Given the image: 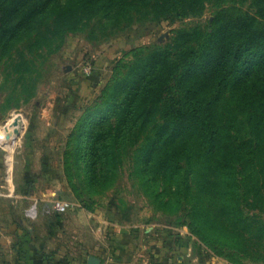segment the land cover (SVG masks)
<instances>
[{"label":"trees","instance_id":"1","mask_svg":"<svg viewBox=\"0 0 264 264\" xmlns=\"http://www.w3.org/2000/svg\"><path fill=\"white\" fill-rule=\"evenodd\" d=\"M58 1L0 0V59L22 37L33 36V47L60 42L98 16L101 24L146 13L174 20L200 14L207 2L215 7L208 26L179 28L171 43L139 56L106 85L108 96L76 126L71 155L77 165L84 126L94 118L95 178L117 175L123 140L126 152L144 147V158L153 155L155 170L173 180V203L199 241L215 253L223 246L258 257L264 248V0H74L62 12ZM247 1L254 12L243 8Z\"/></svg>","mask_w":264,"mask_h":264},{"label":"rangeland","instance_id":"2","mask_svg":"<svg viewBox=\"0 0 264 264\" xmlns=\"http://www.w3.org/2000/svg\"><path fill=\"white\" fill-rule=\"evenodd\" d=\"M58 2L62 12L76 1ZM249 5L243 8L254 12ZM214 13L207 2L200 14L174 20L146 13L113 24L102 19L101 24L98 16L60 42L33 47V36L22 37L10 56L0 59V241L18 243L31 228L54 227L58 243L67 239L70 244L80 235L87 241L95 234L111 237L119 228L114 250L123 238L127 249L136 245L158 255L162 245L168 246L174 264L178 255L187 264H264V248L250 257L223 246L215 253L199 241L185 211L173 203V180L155 170L153 155L144 158V147L126 152L123 140L117 175L95 178L90 164L94 118L84 126L77 165L71 155L80 118L108 96L103 90L109 82L128 73L139 56L171 43L179 28L208 26ZM14 116L21 118V126L13 140L6 126ZM186 138L192 146L193 137ZM167 198L172 203L161 200ZM55 201L71 206L59 212ZM261 217L264 221V212ZM82 219L88 224L85 232L77 230Z\"/></svg>","mask_w":264,"mask_h":264},{"label":"crops","instance_id":"3","mask_svg":"<svg viewBox=\"0 0 264 264\" xmlns=\"http://www.w3.org/2000/svg\"><path fill=\"white\" fill-rule=\"evenodd\" d=\"M83 220V225H79L81 229H77L81 232H85L84 229H87L88 225ZM118 230L119 228H116L114 235L111 237L98 238V235L95 234V240L87 241L84 235H80L77 237L78 239L75 237L74 240H70V244H68L67 239H65V243L59 244L58 228H31L28 230L29 237L23 241L14 244L0 241V264H174L167 257L169 249L166 245L165 247L162 245L159 255L151 251V254L146 251L147 254L144 250L137 249L136 245H131L129 249L122 246L125 241L122 238L121 242H117L119 243L118 247H115L116 250H114L111 247L114 240L121 239V237H118V234H120L117 233ZM131 234V238L137 235L134 231ZM140 245L146 248V245ZM110 247L112 250H110ZM119 247L125 250H120ZM108 250L109 253H107ZM115 258H119V260ZM180 258L181 255H178L175 264H187Z\"/></svg>","mask_w":264,"mask_h":264},{"label":"bare ground","instance_id":"4","mask_svg":"<svg viewBox=\"0 0 264 264\" xmlns=\"http://www.w3.org/2000/svg\"><path fill=\"white\" fill-rule=\"evenodd\" d=\"M20 126H21V118L19 116H14L8 121L7 126H6L7 127L6 132L10 135V137L15 138Z\"/></svg>","mask_w":264,"mask_h":264},{"label":"built area","instance_id":"5","mask_svg":"<svg viewBox=\"0 0 264 264\" xmlns=\"http://www.w3.org/2000/svg\"><path fill=\"white\" fill-rule=\"evenodd\" d=\"M70 206L71 204L66 201H55L54 203V208L59 212H65Z\"/></svg>","mask_w":264,"mask_h":264},{"label":"water","instance_id":"6","mask_svg":"<svg viewBox=\"0 0 264 264\" xmlns=\"http://www.w3.org/2000/svg\"><path fill=\"white\" fill-rule=\"evenodd\" d=\"M91 264H93V263H91Z\"/></svg>","mask_w":264,"mask_h":264}]
</instances>
